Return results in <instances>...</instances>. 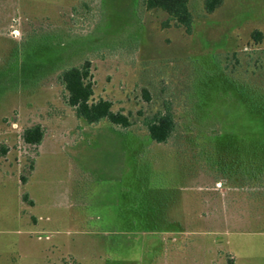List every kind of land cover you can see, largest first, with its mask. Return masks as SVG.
<instances>
[{"label": "rangeland", "instance_id": "374dc122", "mask_svg": "<svg viewBox=\"0 0 264 264\" xmlns=\"http://www.w3.org/2000/svg\"><path fill=\"white\" fill-rule=\"evenodd\" d=\"M189 9L187 34L145 0H0V264H264V0ZM87 61L129 128L68 105Z\"/></svg>", "mask_w": 264, "mask_h": 264}, {"label": "trees", "instance_id": "16d2710c", "mask_svg": "<svg viewBox=\"0 0 264 264\" xmlns=\"http://www.w3.org/2000/svg\"><path fill=\"white\" fill-rule=\"evenodd\" d=\"M190 0H145L149 11L159 10L167 14L165 25L173 22L177 27L185 30L187 34L192 31L193 17L189 9ZM206 13H213L224 0H203ZM259 36L260 33H257ZM61 83L67 92V102L75 109L76 115L88 124H98L107 120L110 124L129 128L131 121L128 116L115 113L112 103L106 100L93 101L94 83L91 75V62L87 61L80 67L69 68L60 75ZM150 138L156 143H166L175 131V120L171 112L157 115L148 125ZM44 133L40 126L27 129L23 139L29 145H40ZM27 200V196L24 197Z\"/></svg>", "mask_w": 264, "mask_h": 264}]
</instances>
